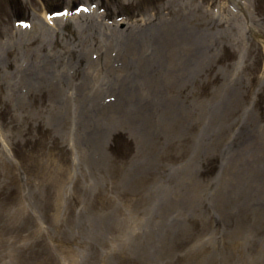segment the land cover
I'll use <instances>...</instances> for the list:
<instances>
[{
  "label": "rangeland",
  "instance_id": "374dc122",
  "mask_svg": "<svg viewBox=\"0 0 264 264\" xmlns=\"http://www.w3.org/2000/svg\"><path fill=\"white\" fill-rule=\"evenodd\" d=\"M0 264H264V0H0Z\"/></svg>",
  "mask_w": 264,
  "mask_h": 264
}]
</instances>
